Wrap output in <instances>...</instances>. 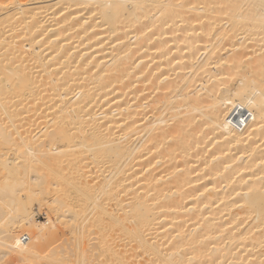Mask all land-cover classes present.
Masks as SVG:
<instances>
[{
  "label": "bare ground",
  "instance_id": "6f19581e",
  "mask_svg": "<svg viewBox=\"0 0 264 264\" xmlns=\"http://www.w3.org/2000/svg\"><path fill=\"white\" fill-rule=\"evenodd\" d=\"M0 264H264V0H0Z\"/></svg>",
  "mask_w": 264,
  "mask_h": 264
},
{
  "label": "rangeland",
  "instance_id": "374dc122",
  "mask_svg": "<svg viewBox=\"0 0 264 264\" xmlns=\"http://www.w3.org/2000/svg\"><path fill=\"white\" fill-rule=\"evenodd\" d=\"M240 212H241L242 214H244V213H245V209L241 208ZM25 239H26V238H25Z\"/></svg>",
  "mask_w": 264,
  "mask_h": 264
},
{
  "label": "snow or ice",
  "instance_id": "6c2138e0",
  "mask_svg": "<svg viewBox=\"0 0 264 264\" xmlns=\"http://www.w3.org/2000/svg\"><path fill=\"white\" fill-rule=\"evenodd\" d=\"M5 7L7 6V5H4ZM17 243H19V242H17Z\"/></svg>",
  "mask_w": 264,
  "mask_h": 264
}]
</instances>
